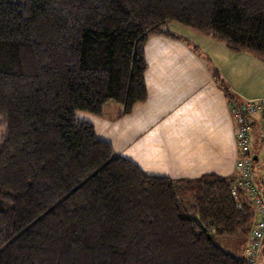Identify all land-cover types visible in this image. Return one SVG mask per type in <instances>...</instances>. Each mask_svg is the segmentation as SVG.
<instances>
[{
    "label": "trees",
    "instance_id": "obj_1",
    "mask_svg": "<svg viewBox=\"0 0 264 264\" xmlns=\"http://www.w3.org/2000/svg\"><path fill=\"white\" fill-rule=\"evenodd\" d=\"M171 24L264 64V0H0V264H249L214 242L252 223L229 179L147 175L76 117L143 102Z\"/></svg>",
    "mask_w": 264,
    "mask_h": 264
},
{
    "label": "crops",
    "instance_id": "obj_2",
    "mask_svg": "<svg viewBox=\"0 0 264 264\" xmlns=\"http://www.w3.org/2000/svg\"><path fill=\"white\" fill-rule=\"evenodd\" d=\"M170 30L180 38L153 35L144 44L146 99L123 115L119 104L108 101L100 115L81 113L83 120L147 175L231 179L236 160L232 105L264 100V64L178 25ZM257 130L255 120L254 141ZM257 264H264V255Z\"/></svg>",
    "mask_w": 264,
    "mask_h": 264
},
{
    "label": "built area",
    "instance_id": "obj_3",
    "mask_svg": "<svg viewBox=\"0 0 264 264\" xmlns=\"http://www.w3.org/2000/svg\"><path fill=\"white\" fill-rule=\"evenodd\" d=\"M232 114L235 118L237 154L235 176L229 179L228 186L234 199H238L239 192L247 197L256 215L249 229L244 256L249 264H257L259 257L264 255V100L232 105ZM255 120L258 130L254 141L251 131ZM257 171H260L259 174ZM236 207L240 209L239 201L236 202Z\"/></svg>",
    "mask_w": 264,
    "mask_h": 264
},
{
    "label": "rangeland",
    "instance_id": "obj_4",
    "mask_svg": "<svg viewBox=\"0 0 264 264\" xmlns=\"http://www.w3.org/2000/svg\"><path fill=\"white\" fill-rule=\"evenodd\" d=\"M9 2H13V3H20L22 2L23 0H7ZM111 103V104H110ZM108 105H112V104H115V102L111 101ZM81 113H85V112H76V117L80 120H83V115ZM86 116V115H85ZM2 133V127L0 125V134ZM234 142H235V139H234ZM236 150V148H235ZM237 151V150H236ZM237 154V153H236ZM259 156V153L258 155ZM186 199V198H185ZM214 242L216 244H218L221 248H223L224 250L228 251V252H231V253H234V252H238V248H239V251L243 248V244H239V243H235L234 240L230 239V238H225V237H220V236H214ZM259 260V259H258Z\"/></svg>",
    "mask_w": 264,
    "mask_h": 264
}]
</instances>
